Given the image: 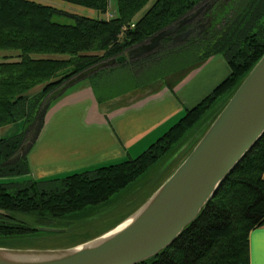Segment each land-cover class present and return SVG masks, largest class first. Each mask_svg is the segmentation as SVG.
I'll return each mask as SVG.
<instances>
[{
    "label": "trees",
    "instance_id": "trees-1",
    "mask_svg": "<svg viewBox=\"0 0 264 264\" xmlns=\"http://www.w3.org/2000/svg\"><path fill=\"white\" fill-rule=\"evenodd\" d=\"M58 1L100 14L113 5V16L95 19L31 0H0V53H7L0 57V129L23 124L19 134L0 138V179L29 176L26 156L48 107L78 75L95 69L86 75L94 84L117 65L118 85L138 87L217 55L230 74L134 159L64 177L1 183L0 248H71L114 228L128 216L98 235L79 234L100 211L116 205L119 200L112 197L130 193L141 177L183 148L184 160L264 54V0H154L140 18L135 17L150 0ZM207 1L192 23L197 29L209 22L200 35L174 46L165 38L141 58L102 66ZM55 15L68 16L72 23L55 22ZM102 84L104 93L110 90H105L106 79ZM263 174L264 136L175 242L139 264H249V233L264 225ZM48 223H61L67 231L36 229Z\"/></svg>",
    "mask_w": 264,
    "mask_h": 264
},
{
    "label": "water",
    "instance_id": "water-1",
    "mask_svg": "<svg viewBox=\"0 0 264 264\" xmlns=\"http://www.w3.org/2000/svg\"><path fill=\"white\" fill-rule=\"evenodd\" d=\"M209 3L195 7L169 27L103 65L131 62L152 52L163 39L197 18ZM208 24L200 26L199 31L192 29L176 36L173 42L193 33L199 35ZM86 75H78L71 82ZM263 136L264 54L191 152L135 213L102 235L71 248H0V264H139L156 257L199 215L221 183ZM36 229L54 234L67 231L48 227Z\"/></svg>",
    "mask_w": 264,
    "mask_h": 264
},
{
    "label": "crops",
    "instance_id": "crops-1",
    "mask_svg": "<svg viewBox=\"0 0 264 264\" xmlns=\"http://www.w3.org/2000/svg\"><path fill=\"white\" fill-rule=\"evenodd\" d=\"M120 68L101 72L106 71L104 77L117 73L118 79ZM229 74L227 63L217 55L138 87L122 88L117 79L108 80L105 90L115 89L109 95L102 90V79L93 84L85 76L71 82L48 107L26 156L30 174L25 178L64 177L136 158ZM248 247L249 264H264V225L251 230Z\"/></svg>",
    "mask_w": 264,
    "mask_h": 264
},
{
    "label": "rangeland",
    "instance_id": "rangeland-1",
    "mask_svg": "<svg viewBox=\"0 0 264 264\" xmlns=\"http://www.w3.org/2000/svg\"><path fill=\"white\" fill-rule=\"evenodd\" d=\"M44 5L52 6L60 11H63L66 14L71 15H80L89 18L95 19H104L107 20L113 16V5L109 6L107 13L100 14L96 11L89 10L86 8L74 6L71 4H67L58 0H31ZM154 0H150L147 6L135 17L140 18L143 13L150 7ZM53 21L59 22L62 24H70L72 20L68 18V16L55 15L53 17ZM7 53H0V57L6 55ZM104 66V65H103ZM102 67V66H101ZM105 67V66H104ZM74 79V78H73ZM72 79V80H73ZM102 79H106V81L117 79V73L108 77H103ZM100 81V80H99ZM98 81V82H99ZM100 84L96 85L97 96L99 94ZM107 95L115 92V89H110L109 91H105ZM23 131L22 122L15 123L13 125L7 126L3 129H0V138H4L10 135L19 134ZM185 151L182 149L175 157L169 159L163 165H159L152 169L148 174L141 177V179L132 187L130 193L122 192L114 197H112L113 201H117L116 205L108 208L105 207L103 211H100L97 216H95L92 222L85 226V228H81L84 234L89 236L98 235L112 226H114L121 219L135 213L147 200L148 198L169 178V176L175 171V169L180 165L184 158ZM23 177H8L0 179L1 183L6 182H22ZM63 224L61 223H48L45 227L48 228H62ZM60 244V243H59Z\"/></svg>",
    "mask_w": 264,
    "mask_h": 264
},
{
    "label": "flooded vegetation",
    "instance_id": "flooded-vegetation-1",
    "mask_svg": "<svg viewBox=\"0 0 264 264\" xmlns=\"http://www.w3.org/2000/svg\"><path fill=\"white\" fill-rule=\"evenodd\" d=\"M210 4V3H209ZM208 4V5H209ZM196 19V18H195ZM194 19V20H195ZM193 20V21H194ZM193 21H191L190 23H188L187 25H185L184 27H182V28H180L179 30H177L174 34H172L171 36H169V37H167L166 39H168V44L170 45V46H174V45H180V44H182V43H185L186 41H188L189 40V38L191 37V36H198V35H196V34H190L188 37H186L185 39H183V40H180L179 42H173L174 41V38L176 37V36H178V35H180V34H182V33H185L186 31H188V30H195V31H199V29H200V26H202V25H204V24H202V25H199L198 27H197V29H195V28H192V23H193ZM207 23V22H206ZM209 23V22H208ZM208 26H209V24H208ZM201 34V33H200ZM199 34V35H200Z\"/></svg>",
    "mask_w": 264,
    "mask_h": 264
},
{
    "label": "bare ground",
    "instance_id": "bare-ground-1",
    "mask_svg": "<svg viewBox=\"0 0 264 264\" xmlns=\"http://www.w3.org/2000/svg\"><path fill=\"white\" fill-rule=\"evenodd\" d=\"M125 225V224H124Z\"/></svg>",
    "mask_w": 264,
    "mask_h": 264
}]
</instances>
